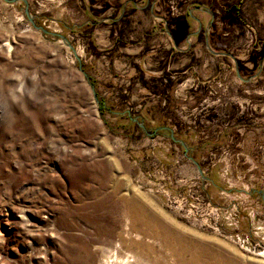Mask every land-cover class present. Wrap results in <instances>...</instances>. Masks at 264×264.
<instances>
[{"label":"rangeland","instance_id":"rangeland-1","mask_svg":"<svg viewBox=\"0 0 264 264\" xmlns=\"http://www.w3.org/2000/svg\"><path fill=\"white\" fill-rule=\"evenodd\" d=\"M27 1L50 33L0 0V264H264V0ZM130 24L154 45L185 28L183 54L210 41L213 121L194 123L191 68L119 91L102 36Z\"/></svg>","mask_w":264,"mask_h":264},{"label":"crops","instance_id":"crops-1","mask_svg":"<svg viewBox=\"0 0 264 264\" xmlns=\"http://www.w3.org/2000/svg\"><path fill=\"white\" fill-rule=\"evenodd\" d=\"M123 18L124 16L121 17V19ZM133 24H130L131 27H133ZM124 30V28H117L113 30L111 34L109 31H105V35L102 36V38L107 40V34H109L108 37L109 41H111V46H115L117 52L116 64L120 62L125 65L124 70L126 72H120L121 77H123L120 81L119 91L127 92L129 89L127 87H129L131 81L133 82L135 80L138 81L141 87L144 89V84L141 83V81H147L148 77L152 76H156V81H158L160 84H164L168 82V77L172 78L174 75L185 74L187 69L191 68L193 72L196 73L194 78H197L190 87L191 98L193 102L196 103L190 110L193 112L197 111V115L194 116V123L196 122L199 125L213 121V114L210 115L209 113L216 110L212 105L214 104L215 99L213 97H209L208 95L211 92H217L214 91L212 86L213 84L211 85V81L214 78V71H211L214 69V64L212 63H214L215 60L211 55L199 54L197 46L206 47L208 50L204 41H201L198 36H194L189 50L183 54L182 52L184 50L179 48V46L182 45V40L177 41L174 38H167L161 41L162 44L158 43L154 45L147 42L148 40L145 42V30H136L134 27L131 28V30L128 28L125 31ZM154 33H159V31H155ZM135 34H137V36H135ZM188 53L190 54L187 55ZM185 56L190 60V62L186 64L187 67L185 69H183L181 72H178V69L184 66V64H182L184 60L182 59ZM136 69L137 72L135 71ZM158 72L162 73V75H156ZM164 72L167 74L165 73L166 75H164ZM135 74L140 76L135 79ZM211 102L212 104H210Z\"/></svg>","mask_w":264,"mask_h":264},{"label":"water","instance_id":"water-1","mask_svg":"<svg viewBox=\"0 0 264 264\" xmlns=\"http://www.w3.org/2000/svg\"><path fill=\"white\" fill-rule=\"evenodd\" d=\"M4 1L7 2V3L23 2V4H24L23 14L26 17L27 21L30 22L35 29L41 30L44 33H50L48 30L44 29L42 26L36 24L35 19H34V16L29 11V4H28V1L27 0H4ZM209 12H211V11H209ZM211 14H212V12H211ZM52 34L60 37L64 41V43L73 51V53L75 54V56L78 58L75 48L73 47V45L68 41V39L64 35L58 34V33H52ZM206 46H207L208 50H210L212 53H214V51H212L210 49V47H209V45H208L207 42H206ZM223 54H226V53H223ZM261 63H262V60H261L260 64ZM84 75H85V77L88 78V74L84 73ZM93 94H94L95 100L98 102V98L96 96V92L94 91V86H93ZM133 120L135 122H137V119H133ZM140 125H142V124H140ZM171 138H172V140H174V142H177V143L181 144L184 147V149H185V152L184 153H185V155H187L188 147H186L185 143L182 140L175 138L173 136V134H171ZM187 157L189 159H191L192 162L197 166L198 171L201 174V176L204 179H208V177L204 176L203 171H202V169L200 167V164L196 160H194L192 157H190L188 155H187ZM260 193L263 194L262 191H260Z\"/></svg>","mask_w":264,"mask_h":264},{"label":"built area","instance_id":"built-area-1","mask_svg":"<svg viewBox=\"0 0 264 264\" xmlns=\"http://www.w3.org/2000/svg\"><path fill=\"white\" fill-rule=\"evenodd\" d=\"M227 220H231L233 225H237L238 223V219H237V214L236 213H228V215L226 216ZM263 229H264V225H257L255 231L253 232V235H255V237H260L261 233H263ZM250 235H245L242 232L239 231H235L231 234V237L237 242V244L242 247V248H249V246L251 244V240H250ZM262 239H264V237L261 236V239H259V241H257L254 246L253 249L256 248H260L261 250H264V245L262 244Z\"/></svg>","mask_w":264,"mask_h":264},{"label":"trees","instance_id":"trees-1","mask_svg":"<svg viewBox=\"0 0 264 264\" xmlns=\"http://www.w3.org/2000/svg\"><path fill=\"white\" fill-rule=\"evenodd\" d=\"M175 23L176 22H174V24ZM173 33H174V36L176 37V39L178 40L179 38H183L184 37V35L186 33V30H185V28H183V30L181 31V34L180 35H179V32H176V31H174Z\"/></svg>","mask_w":264,"mask_h":264},{"label":"bare ground","instance_id":"bare-ground-1","mask_svg":"<svg viewBox=\"0 0 264 264\" xmlns=\"http://www.w3.org/2000/svg\"><path fill=\"white\" fill-rule=\"evenodd\" d=\"M262 254L264 255V252ZM122 261H123V259H121V262ZM154 262L157 263V261H154ZM129 263H130L129 259L128 258H125V260L121 264H129Z\"/></svg>","mask_w":264,"mask_h":264},{"label":"flooded vegetation","instance_id":"flooded-vegetation-1","mask_svg":"<svg viewBox=\"0 0 264 264\" xmlns=\"http://www.w3.org/2000/svg\"><path fill=\"white\" fill-rule=\"evenodd\" d=\"M206 42L208 43L209 47H210V41L207 39V41L204 40V43L206 44ZM206 46V45H205Z\"/></svg>","mask_w":264,"mask_h":264}]
</instances>
